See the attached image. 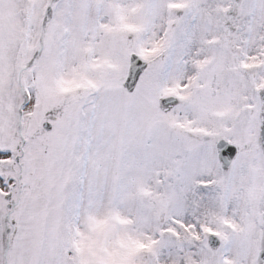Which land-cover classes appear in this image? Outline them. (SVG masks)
I'll return each instance as SVG.
<instances>
[{"label":"snow or ice","instance_id":"6c2138e0","mask_svg":"<svg viewBox=\"0 0 264 264\" xmlns=\"http://www.w3.org/2000/svg\"><path fill=\"white\" fill-rule=\"evenodd\" d=\"M0 264H264V0H0Z\"/></svg>","mask_w":264,"mask_h":264}]
</instances>
